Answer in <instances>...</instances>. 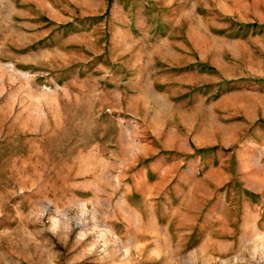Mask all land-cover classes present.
Here are the masks:
<instances>
[{
	"label": "rangeland",
	"instance_id": "obj_1",
	"mask_svg": "<svg viewBox=\"0 0 264 264\" xmlns=\"http://www.w3.org/2000/svg\"><path fill=\"white\" fill-rule=\"evenodd\" d=\"M0 264H264V0H0Z\"/></svg>",
	"mask_w": 264,
	"mask_h": 264
}]
</instances>
